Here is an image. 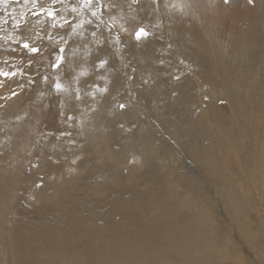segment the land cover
Masks as SVG:
<instances>
[{
    "label": "rangeland",
    "instance_id": "obj_1",
    "mask_svg": "<svg viewBox=\"0 0 264 264\" xmlns=\"http://www.w3.org/2000/svg\"><path fill=\"white\" fill-rule=\"evenodd\" d=\"M66 1L0 0V73L8 74H0V86L7 87L0 93V197H4L3 185L8 189L10 180L14 188L18 185L14 191L20 193L10 212L13 221L9 220L10 225L15 231L7 232L5 226L0 228V264H11V258L1 250L6 248L9 234H17L18 240L21 233L26 234L25 239L16 243L26 250V255H20L19 264H29L27 261L35 256L32 261L40 264L38 259L45 256L40 247L45 242L41 225H56L59 221L69 225L68 220L75 218V213L81 217L92 211L97 216L95 223L103 228V240L112 244L105 249L110 252L108 257L121 260L119 264H162L168 257L176 264H242V261L264 264V255H258L260 249L264 251L261 212L264 209V0H119L121 3L116 0L118 4L108 0L113 6L121 4L115 5L116 9L107 0ZM71 2L76 10L70 8ZM117 8L121 9L120 13ZM74 18L79 20L76 24ZM131 20L138 23L131 31L123 29L121 22L127 21L132 26ZM91 24L97 32L90 30ZM21 29L27 33L23 31V34ZM141 29L147 35L137 39ZM79 36L85 40L74 45L86 61L91 57L92 60L88 67L84 66L86 61L76 66V80L69 77V70L77 52H72L66 63L64 57L70 53V47L65 45L72 39L77 41ZM41 40L47 47L42 52L39 51L43 48ZM222 40L229 47L223 50L226 54L223 58L218 55ZM48 47L52 50H47ZM33 48L36 51H31ZM48 51L49 56L44 60L37 56ZM58 58L59 63H65L62 70L58 69ZM194 63L198 64L195 75L190 67ZM221 66H225L224 71ZM212 82L215 83L210 85ZM57 83L84 97L83 102L95 110L89 136H82L83 132L73 127L75 115L68 112V95L61 113L57 112L59 105L55 100L51 104L48 100L46 105L38 103L43 84H48L52 91ZM85 83L97 90L93 94L85 92ZM202 98L206 102L199 101L198 106L196 100ZM207 103L211 104L210 110L201 116ZM117 110L120 115L115 117ZM192 117H196L194 121ZM165 120L172 124L171 131L167 130ZM37 121L41 123L37 125ZM197 151H202L204 160ZM11 153L17 156L9 157ZM53 163L55 169L58 165H70L63 175L71 180L64 179L65 183L58 185L66 190L62 200L50 197L54 191L51 178L56 176L55 173L51 177L55 170ZM245 166L252 170L254 179ZM223 169L230 172L235 182L243 174L245 179L240 180L250 189L247 192L249 189L240 187L244 193L243 210L246 213L248 210L251 231L257 234L252 242L248 237L244 239L242 227L235 220L239 207L229 203L226 193L233 179L224 178ZM34 189L44 193V200ZM233 189L239 192L236 184ZM194 213L195 218L190 216ZM159 214L165 215V221L162 217L158 220L155 215ZM62 219L67 221L63 223ZM164 228L170 235L162 238L156 231ZM64 230L49 233L51 239H47L51 245L59 241L58 245L62 246L69 234L75 235L71 239L74 243L76 237H81ZM248 242L255 243L258 249ZM128 244L131 245L126 247ZM160 244H165L162 256L152 249ZM101 246L97 251L95 245L86 242L77 247L76 253L86 261L94 260L105 252ZM133 246L139 251L137 257L131 252V258L121 253ZM208 246L231 247L236 260L220 259L215 249L209 255L205 251ZM61 252L71 253L62 249ZM61 263L59 260L55 264Z\"/></svg>",
    "mask_w": 264,
    "mask_h": 264
},
{
    "label": "bare ground",
    "instance_id": "obj_2",
    "mask_svg": "<svg viewBox=\"0 0 264 264\" xmlns=\"http://www.w3.org/2000/svg\"><path fill=\"white\" fill-rule=\"evenodd\" d=\"M63 2H65V3H67V1L66 0H62ZM114 1H116V0H114ZM117 1H119V0H117ZM116 1V2H117ZM62 2V3H63ZM107 2H108V0H107ZM108 3H110V1L108 2ZM107 3V4H108ZM119 3H121L120 1H119ZM73 4H75V3H72L71 2V4H70V8H72V9H77L76 8V6H75V8H73ZM106 4V5H107ZM111 4V3H110ZM114 4V3H113ZM116 4H118V2L116 3ZM115 4V5H116ZM22 5V4H21ZM63 5V4H62ZM115 5L113 6L112 4H111V6L112 7H114L115 8ZM119 5H121V4H119ZM119 5H116L117 7H119ZM108 6V5H107ZM107 6H106V8H107ZM47 7H48V4H47ZM64 7V6H63ZM65 7H67V5H65ZM64 7V8H65ZM109 8H107L108 10H110V5L108 6ZM48 9V8H47ZM66 9H68V7L66 8ZM85 9V8H84ZM116 9V8H115ZM118 9V11H119V13L121 12V9L120 8H117ZM66 11V10H65ZM70 11H71V9H70ZM78 12V11H77ZM15 13V12H14ZM19 13V12H18ZM66 13L68 14V11H66ZM65 13V14H66ZM70 13V12H69ZM74 13V12H73ZM124 14V13H123ZM223 14V13H222ZM35 15V14H34ZM228 15V14H227ZM226 15V17H228ZM131 18H133V16H131ZM41 19V18H40ZM126 20L127 19H129V18H125ZM43 20V19H42ZM72 20H73V18H72ZM77 21H79L78 19H76V18H74V23L76 24L77 23ZM86 21V20H85ZM72 22V21H71ZM118 22H120V21H118ZM131 22L133 23V25L131 26V24L130 23H128L127 21H123V22H121L122 24V28L123 27H126L127 28V30H129V31H131L132 29H133V27H134V24H137L138 23V21H136L135 22V20H131ZM87 23H88V21H87ZM20 24V23H19ZM81 24V23H80ZM21 25V24H20ZM24 25V24H23ZM23 25L21 26V27H23ZM191 25V24H190ZM25 26V25H24ZM46 26V25H45ZM89 27V26H88ZM25 28V27H24ZM49 28V27H48ZM83 29H86V28H83ZM82 29V30H83ZM124 29V28H123ZM22 30V29H21ZM26 30H27V28H26ZM30 30V29H29ZM43 30V29H42ZM80 30V29H79ZM90 30H92V31H96L95 30V27H94V25L93 24H91V29ZM90 30H89V33H90ZM25 32V29L24 30H22V32ZM49 31V30H48ZM85 31H87V30H85ZM124 31V30H123ZM17 32V31H16ZM24 32H23V34H24ZM29 32H31V30L29 31ZM97 32V31H96ZM25 33H27V32H25ZM28 35V34H27ZM82 35H84V34H82ZM86 35V34H85ZM84 35V36H85ZM22 36V35H21ZM26 36V35H25ZM30 36V34L28 35V37ZM37 36V35H36ZM48 36V35H47ZM52 36H53V38H54V35H51V38H52ZM87 36V35H86ZM49 37H50V35H49ZM48 37V38H49ZM73 37V36H72ZM88 37V36H87ZM74 38V37H73ZM43 39V38H42ZM131 39V38H130ZM209 39L211 40L212 39V37L210 38L209 37ZM10 40V39H9ZM8 40V41H9ZM23 40V39H22ZM50 40V39H49ZM85 40V38L84 37H80L79 36V38L77 39V41L75 40L74 41V39H72V40H70V43H68V44H70L69 46H68V44L67 45H65V47H70V53L67 51V49L66 50H64V51H67V53H69L68 54V56L67 57H64V59L66 60L65 61V63L67 62V59L71 56V54H72V52L73 53H75V52H77V59L74 61V63L72 64V66H71V68H70V70H69V77H71V78H76V80H77V76H78V74H77V65L79 64H84V62L86 61V59H85V56L84 55H82L83 53H81V55H80V52H79V48L77 49V45L75 46L74 45V42H78V43H82L83 41ZM34 41V40H33ZM37 41V40H36ZM45 41H46V39H45ZM53 41H55V40H53ZM214 41H216L215 39H213V40H211V42H214ZM224 41L225 40H222V43H221V45H220V47L218 48V55H221V58H223L225 55H224V53H223V50L224 49H228L229 47H227V45L224 43ZM25 42V41H24ZM92 42V41H91ZM30 43H31V41H30ZM36 43V42H35ZM35 43H34V46H35ZM41 43L43 44H41L42 45V49H39V51H45L44 49L45 48H47V47H45V45L46 44H44V42H43V40H41ZM50 43H52V42H50ZM49 43V44H50ZM78 43H76V44H78ZM87 43H89V42H87ZM195 43V42H194ZM215 43V42H214ZM38 44L40 45V43L38 42ZM53 44V43H52ZM60 44V43H59ZM66 44V43H65ZM15 45V44H14ZM33 45V44H32ZM80 45V44H79ZM191 45V44H190ZM219 45V44H218ZM196 46V45H195ZM31 47H33V46H31ZM36 47V46H35ZM53 47V46H52ZM27 48V47H26ZM51 48V47H50ZM49 47H48V49L47 50H52V49H50ZM86 48V47H85ZM10 49H11V47H10ZM13 49V48H12ZM14 50V49H13ZM46 50V51H47ZM148 50V49H147ZM18 51V50H17ZM30 51V50H29ZM57 51V50H56ZM55 51V52H56ZM151 51V50H150ZM182 52V51H181ZM29 53V52H28ZM48 53H50L49 51L45 54V55H42L41 53H37V56H40L43 60H44V58H46L47 57V54ZM30 54H31V52H30ZM65 54V56H66V53H64ZM86 55V54H85ZM6 56V55H5ZM31 56V55H30ZM48 56H49V54H48ZM36 57V56H35ZM182 57V56H181ZM51 58V57H50ZM49 58V59H50ZM205 58V55H203V58L202 59H204ZM6 59H7V57H6ZM42 59H41V62H42ZM54 59V58H53ZM53 59H52V62H53ZM63 59V60H64ZM201 59V60H202ZM25 60H26V58H25ZM39 60V59H38ZM91 60H92V57H91V59L90 60H88V61H86V63L84 64V66L85 67H88V65L89 64H91ZM206 60V59H205ZM34 61V60H33ZM32 61V62H33ZM46 61V60H45ZM45 61H43L44 63H45ZM137 61V60H136ZM31 62V61H30ZM40 62V61H39ZM62 62V61H61ZM61 62L59 63V70H62V68H63V66L65 65V63H63V64H61ZM53 64V63H52ZM61 64V65H60ZM51 65V64H50ZM195 65H198V64H196V63H194L193 65H191L190 67H191V69L193 70V72H192V74L193 75H195V74H197L198 72L196 71V69H197V67L198 66H195ZM15 65H13V67H14ZM74 66V67H73ZM24 67V66H23ZM37 67H38V64H37ZM53 67V66H52ZM224 67L225 66H221V68L223 69V71H224ZM25 68V67H24ZM50 68H51V66H50ZM82 68V67H81ZM36 69V68H35ZM52 69V68H51ZM20 70V69H19ZM15 72H16V70H14ZM26 71H27V69H26ZM74 71V73H72ZM81 71V70H80ZM46 72V71H45ZM48 72V71H47ZM51 72V71H50ZM17 73V72H16ZM52 73V72H51ZM24 74V73H23ZM62 74V72H60V75ZM66 74V73H65ZM224 75H225V72H224ZM58 76V75H57ZM62 76V75H61ZM65 76V75H64ZM115 77V76H114ZM122 77V76H121ZM120 77V78H121ZM38 78V77H37ZM45 78H46V75H45ZM56 78V77H55ZM59 79H61V78H59ZM217 79V78H216ZM215 79V80H216ZM54 80V79H53ZM56 80V79H55ZM58 80V79H57ZM80 81H81V79H79ZM198 80V79H197ZM49 81V80H48ZM83 81V80H82ZM85 81V80H84ZM190 81V80H189ZM45 82V81H44ZM54 82V81H53ZM56 82V81H55ZM64 82H66V80L64 79ZM197 82V81H196ZM199 82H200V80H199ZM216 82V81H215ZM215 82H212V83H210V85L211 84H214ZM16 83H17V81H16ZM24 83V82H23ZM48 83V82H47ZM62 83V82H61ZM81 83V82H80ZM202 83V82H201ZM53 84V83H52ZM60 84V83H59ZM101 84H103V82H101ZM106 84V83H105ZM223 84L225 85V90L227 91V95L229 94V92H228V86L226 85V82L223 80ZM46 85H48V84H46ZM45 84H43V87H42V92L39 90V92H41V98L39 99L38 98V103H40L41 105H43V104H48L47 103V101L49 100V103H50V101H52V100H55L56 102H57V105H59V108H56L57 109V112L59 111L60 113L62 112V110L61 109H63V107H64V102L66 101V97H67V95H68V97H67V101H68V105H69V111L68 112H71L72 114H74L75 115V117H74V121H73V127H77L81 132H83L82 134V136H84V135H86V137L87 136H89L90 135V133L93 131V129H91L90 128V122H91V120L92 121H94L95 120V118H94V114H93V111H95V110H93L92 109V107H90L89 105H87V102H83V101H86L85 100V98L84 97H80V96H78L77 94H76V92L74 91V90H72V89H68V90H66L65 88H61V90H57V88H56V85H53V90L52 91H55V92H57V94L56 93H53L52 91H50V87L48 88V86H46ZM65 85H67V83H65ZM107 85V84H106ZM6 86V85H5ZM83 86V85H82ZM37 87H38V85H37ZM65 87H68V85L67 86H65ZM213 87H216L215 85L213 86ZM13 88V87H12ZM70 88V87H69ZM83 88L84 89H86L85 90V92L88 90V91H90V93L91 94H93L97 89H92L91 87H87V84L85 83L84 84V86H83ZM101 88V87H100ZM108 88H109V86H108ZM111 88H113V86L111 87ZM5 89H7V87H1L0 86V93L1 92H3ZM110 89V88H109ZM123 89H125V86H124V88ZM107 90V89H106ZM139 90H140V88H139ZM144 89H142V91H143ZM216 90V89H215ZM215 90H214V92H215ZM69 91H71L70 93H71V95H70V93H69ZM127 91V90H126ZM19 93V92H18ZM7 94V93H6ZM26 97V96H25ZM33 97V96H32ZM224 98H225V96H223ZM24 98V97H23ZM33 98H35V97H33ZM82 98V99H81ZM215 98V97H214ZM214 98L213 99H211L210 101H213L214 100ZM11 99V98H10ZM33 100V99H32ZM116 100V99H115ZM54 101V102H55ZM114 101V100H113ZM112 101V102H113ZM197 101V105L198 106H200V104H199V101L201 102V101H204V102H206L203 98L201 99V100H196ZM12 102V101H11ZM115 102V101H114ZM186 102V101H185ZM18 103V102H17ZM118 103V102H117ZM193 103V102H192ZM195 103V102H194ZM51 104V103H50ZM86 104V105H85ZM111 104V103H110ZM230 104V103H229ZM40 105V106H41ZM154 105H156V103H154ZM187 105V104H186ZM110 106V105H109ZM112 106V105H111ZM210 106H211V104L209 103H207V105H206V107L204 108V113H203V115H201V116H204L206 113H208V111L210 110ZM20 107V106H19ZM39 107V106H38ZM61 108V109H60ZM111 108V107H110ZM155 108V107H154ZM112 109H113V106H112ZM156 109V108H155ZM21 110H24V109H21ZM202 111V110H201ZM21 112V111H20ZM122 112L123 111H121V116H123V114H122ZM117 113H118V110H117ZM125 113V112H124ZM192 113H193V111H192ZM125 114H127V113H125ZM116 115L117 116H119L120 114L118 113V114H115L114 116L116 117ZM131 116V115H130ZM130 116H128V117H130ZM124 117V116H123ZM223 117V116H222ZM125 118V117H124ZM134 118V117H133ZM194 117H192V121H194V119L196 118H194ZM224 118V117H223ZM166 119V118H165ZM102 120H104V118H102ZM180 120V119H179ZM13 121V120H12ZM15 121V120H14ZM17 121V120H16ZM130 121H132V116H131V120H129V122ZM166 121V124L167 125H165L166 126V128H168L167 130L168 131H171V129L173 128V126H172V124L170 125V122H168L167 120H165ZM181 121V120H180ZM226 121V120H225ZM133 122H134V120H133ZM196 122V121H195ZM23 123V122H22ZM38 123V124H37ZM37 125H39L41 122L40 121H37ZM48 123H49V121H48ZM162 123H163V121H162ZM164 124V123H163ZM261 124H262V122H261ZM19 125V124H18ZM187 125V124H186ZM197 125V124H196ZM9 126V125H8ZM17 125H16V123H15V127H16ZM263 127V126H262ZM20 128H21V126H20ZM25 128V127H24ZM13 129L14 130H16L14 127H13ZM13 129H11V130H13ZM98 130V129H97ZM201 129L199 128V130L198 131H200ZM18 131V130H17ZM16 131V132H17ZM120 131V130H119ZM94 132H95V130H94ZM201 132V131H200ZM6 133V132H5ZM98 133V132H97ZM199 133V132H198ZM22 134V133H21ZM89 134V135H88ZM12 135H14V134H12ZM103 135V134H102ZM140 135H143V134H140ZM139 135V137L141 138V136ZM3 136V135H2ZM4 136H5V134H4ZM31 136V135H30ZM7 137V136H6ZM200 137V136H199ZM18 138V137H17ZM31 138H33V137H31ZM31 138H29L30 140H32ZM78 138V137H77ZM80 138V137H79ZM78 138V139H79ZM82 138V137H81ZM144 138V137H143ZM7 139V138H6ZM11 139H13V138H11ZM22 139V138H21ZM20 139V140H21ZM83 139V138H82ZM82 139H80V140H82ZM84 139H85V137H84ZM138 139V138H137ZM17 140V139H16ZM28 140V139H27ZM80 140H78V141H80ZM133 140V139H132ZM136 140V139H135ZM142 140V139H141ZM145 140V138L143 139V141ZM190 140V139H189ZM9 141V140H8ZM25 141H26V139H25ZM29 141V140H28ZM128 141V140H127ZM13 142V141H12ZM137 142V141H136ZM6 143H8V142H6ZM22 143H23V141H22ZM26 144H27V141L25 142ZM31 143V142H30ZM33 143V142H32ZM56 143V142H55ZM62 143V142H61ZM201 143V142H200ZM12 144V143H11ZM14 144V147L16 148V146H15V143H13ZM46 144V143H45ZM202 144V143H201ZM28 145V144H27ZM57 145V144H56ZM61 145V144H60ZM63 145V144H62ZM89 145H90V142H89ZM103 145V144H102ZM42 146V145H41ZM59 146V145H58ZM68 146V145H67ZM101 146V145H100ZM99 146V147H100ZM148 146H150V145H148ZM7 147H9V146H7ZM7 147H4V148H7ZM24 147V146H23ZM32 147V146H31ZM146 147V146H145ZM52 148H54V147H52ZM102 148H104V146L102 147ZM102 148H101V150H102ZM3 149V148H2ZM64 149H66V147L64 148ZM74 149V148H73ZM94 149H95V147H94ZM93 149V150H94ZM148 149H152V146H150V147H148ZM197 149V148H196ZM8 150V149H7ZM59 150V149H58ZM97 150V149H96ZM3 151V150H2ZM95 151V150H94ZM93 151V152H94ZM22 152V151H21ZM43 152H45V151H43ZM52 152V151H51ZM198 153V155H200L202 158H203V160H204V156H203V154H201L200 152H202V151H197ZM264 152V151H263ZM26 153H28V152H26ZM56 153H58V151L56 152ZM91 153V152H90ZM98 153H100L99 151H98ZM97 153V154H98ZM258 153V152H257ZM6 154V153H5ZM95 155V153H91V155ZM101 154H103V153H101ZM12 153L11 154H9V157H12ZM27 155V154H26ZM25 155V153H24V156H26ZM38 155V154H37ZM67 155V154H66ZM87 155V154H86ZM85 154H84V157L86 156ZM17 155H13V157H16ZM21 156H23V152H22V155ZM21 156H19V157H21ZM68 156H70L69 154H68ZM82 156V155H81ZM264 156V155H263ZM12 157V158H13ZM83 157V156H82ZM94 158V157H93ZM110 158V157H109ZM4 159V158H3ZM9 159V158H8ZM70 159V158H69ZM4 161V160H3ZM13 161V160H12ZM76 161H78L77 159H76ZM76 161H73V162H76ZM200 162H201V164H204L201 160H199ZM237 161V160H236ZM264 161V160H263ZM21 161H19V163H20ZM102 162V161H101ZM13 163V162H12ZM63 163V162H62ZM58 164V163H57ZM56 164V165H57ZM70 164V163H69ZM77 164H79L78 162H77ZM249 164V163H248ZM12 165V164H11ZM103 165V164H102ZM231 165V164H230ZM70 166V165H69ZM68 165H67V167H66V164L64 165V166H62V165H58V166H56V169H55V163H53V167H54V171H53V173H52V175H51V177H54L53 175L55 174L56 176L52 179L51 178V183H52V185H51V187H52V189L54 188V191L52 192V194H51V198L52 199H54V200H56V199H59V198H61L63 195L65 196V191L66 190H62L61 188H60V186H58V185H60L59 183H65V181H64V179H66L65 177H64V170H67L68 171V167H69ZM72 166H73V164H72ZM250 166V165H249ZM16 167V166H15ZM74 167V166H73ZM76 167V166H75ZM95 167V166H94ZM246 167V170H248V173L253 177V179H254V174H253V172H252V170L250 169V168H248L247 166H245ZM7 168V167H6ZM49 168V167H48ZM232 168V167H231ZM253 168V167H252ZM2 169V168H1ZM19 169V168H18ZM70 169H71V167H70ZM78 169V168H77ZM84 169V168H83ZM254 170H256V167H254L253 168ZM259 169V168H258ZM73 170V169H72ZM88 170V169H87ZM212 169H209V170H207V171H211ZM18 171V170H17ZM223 173H225V174H223L222 173V175L224 176V178L227 176V177H230V179L232 180L233 178H232V176L230 175V172L229 171H227V170H225V169H223ZM50 172V171H49ZM66 172V171H65ZM1 173V172H0ZM15 173V172H14ZM48 173V172H47ZM73 173H76V171H74ZM9 174H10V172H9ZM76 175V174H75ZM83 175V174H82ZM136 175V174H135ZM168 175V174H167ZM73 176V175H72ZM77 176V175H76ZM12 177V176H11ZM19 176L17 175V178H18ZM48 177V176H47ZM238 177V176H237ZM49 178V177H48ZM56 178H59L57 181H56ZM93 178V177H92ZM130 178V177H129ZM241 178H244V176H243V174L240 176V177H238V180L235 182L234 181V179H233V181L231 182V184L229 185V187L227 186V190H226V193H227V195H228V200H229V203H232V204H235V206L236 207H239V212H238V214L237 215H234V217H235V220L236 221H238L239 222V226H241L242 227V231H240L241 232V234L242 235H244V239H245V237H248V239L251 241V240H253V239H255V237H257V234L256 233H254V232H252L251 231V228H250V225H252L251 223V221L249 220V214H248V210H247V213H246V209H244L243 210V195H244V193L242 192V189L240 188L241 186H244V188L246 189H249L248 188V186L246 185V182H244V180H240ZM5 179H7V178H5ZM8 179H9V177H8ZM15 178H13V180H14ZM72 179H74V178H72ZM245 179V178H244ZM10 180V179H9ZM8 180V181H9ZM49 180V179H48ZM53 180H55L54 182H53ZM66 180H71V178H67ZM224 179H222V181H223ZM16 181V180H15ZM18 181V180H17ZM68 181V182H69ZM74 181H75V179H74ZM228 181V180H227ZM158 182H160V181H158ZM6 183V182H5ZM17 183V182H16ZM15 183V184H16ZM41 183V182H40ZM47 183H48V181H47ZM56 184V185H54V184ZM131 183V182H130ZM219 183V182H218ZM8 184H9V187H10V189H9V187H8V189H5L6 188V184H4L5 185V188H4V185H3V187H2V190H3V195H4V197L2 196V197H0V228H2L3 226H5L7 229V232H9V231H15V228L13 227V226H11L10 225V221L11 222H13L12 220H10V212L13 210L12 209V203L14 204V202H15V200L16 199H18L19 197H20V193L19 192H17V191H14V189L16 188V186H18V185H16L15 186V188H14V184L12 183L11 184V180H10V182H8ZM18 184V183H17ZM48 184H50V183H48ZM149 184V183H148ZM159 184V183H158ZM157 184V185H158ZM223 184V183H222ZM236 184V186H238L239 187V192L237 193V191H235L233 188H234V185ZM47 185V184H46ZM162 185V184H161ZM160 185V186H161ZM221 185V184H220ZM225 184H223V186H224ZM255 185V181L253 180V186ZM20 186V185H19ZM62 186V185H61ZM159 186V187H160ZM164 186V185H163ZM222 186V185H221ZM222 186V187H223ZM47 187H48V185H47ZM12 188V189H11ZM158 188V187H157ZM160 189V188H159ZM225 189V188H224ZM0 190H1V188H0ZM15 190H18V189H15ZM19 190H20V187H19ZM35 190V189H34ZM155 190V189H154ZM159 191V190H158ZM1 192V191H0ZM42 191L41 190H35V192L34 193H38V197L40 196V197H43V200H44V193H41ZM247 192H250V189H249V191H247ZM46 193V192H45ZM162 193H164V192H162ZM162 193H161V195H162ZM225 193V194H226ZM32 194L33 193H31L30 195H29V197L31 198L32 197ZM48 194V193H47ZM47 194H45V195H47ZM35 197V196H34ZM154 197H155V195H154ZM48 198V197H47ZM100 198V197H99ZM40 200V199H39ZM61 200H62V198H61ZM125 200V199H124ZM48 201V200H47ZM259 199L256 201V204L258 205L259 204ZM31 202H32V198H31ZM151 202V201H150ZM37 203V202H36ZM44 203V202H43ZM155 203V202H154ZM157 203V202H156ZM228 203V204H229ZM158 205V204H157ZM188 205V204H187ZM196 205V204H195ZM122 206V205H121ZM136 206V205H135ZM144 206H146V205H144ZM156 206V205H155ZM159 206V205H158ZM259 206V205H258ZM133 207V206H132ZM188 206H186L185 208H187ZM25 209V208H24ZM188 209V208H187ZM198 209V208H197ZM260 209V208H259ZM70 210H72V209H70ZM195 210H196V208H195ZM140 211V210H139ZM14 212V211H13ZM93 212V211H92ZM84 213V214H86V215H81V217L80 216H77L76 215V213H75V218H72L71 220L69 219L68 221L69 222H71L69 225H66V224H60L59 222H57L56 223V225H52V223L49 225H43L42 223V225H41V229L43 230V234L42 235H44V237H43V239L45 240V242L43 241V242H41L42 244H41V251L43 250V254L45 255L44 256V258H39L38 260H39V263L40 264H55L57 261H61L62 263L61 264H88V263H93V264H119V263H121V260H120V262H118V260H114V259H112L111 257H108L109 255H110V252L108 253L107 251H105V249H109V246H112V244L110 243V242H105L103 239H104V235L102 234L103 233V228L102 227H100L97 223H95V217H97V216H95V215H93V213ZM256 212L260 215V217H262V214H260L259 213V210H256ZM261 212L264 214V209L263 210H261ZM131 213V212H130ZM71 214V213H70ZM95 214V213H94ZM138 215H139V213H138ZM193 214H191L190 216L191 217H194L195 216V213H194V215L192 216ZM239 215V216H238ZM154 216V215H153ZM157 218H158V220L161 218V219H163V217H165V215L164 216H161V214H159L158 216L157 215H155ZM16 217V216H15ZM196 217V216H195ZM194 217V218H195ZM69 218V217H68ZM90 219L91 218V220L92 221H89L88 219ZM142 218V217H141ZM83 219H87V220H83ZM98 219H99V217H98ZM122 219V218H121ZM131 219V218H130ZM136 219H138V218H136ZM197 219V218H196ZM10 220V221H9ZM57 220V219H56ZM64 220V221H63ZM164 221H165V218L163 219ZM198 220V219H197ZM199 220L200 221H202V219L201 218H199ZM67 220H65V219H62V221L61 222H63V223H65ZM89 223H88V222ZM24 222V221H23ZM48 222V221H47ZM197 222V221H196ZM203 222H204V220H203ZM45 223V222H44ZM141 223V222H140ZM161 223V222H160ZM198 223V222H197ZM55 224V223H54ZM202 224V223H201ZM189 225V224H188ZM8 226V227H7ZM147 226V225H146ZM32 227V226H31ZM40 227V226H39ZM141 227H143V226H141ZM164 227H165V225H164ZM190 227V226H189ZM26 228V227H25ZM44 228V229H43ZM70 230H69V229ZM97 228H102V229H100V231L97 229ZM148 228V227H147ZM146 228V229H147ZM66 230V231H70V232H75V234H80L81 235V237H76L75 238V243L71 240L73 237H75V235L73 236V235H71V234H69L68 235V239H66L67 241H63V239L62 240H60V241H63L62 242V246H60V245H58V242H57V244L55 245V244H53V245H51L50 244V242L48 241V239H47V237H49V239H51V235H49V233H53L54 231L55 232H57V233H59V231L60 230ZM80 229L82 230V231H80ZM133 229V228H132ZM258 229V228H257ZM24 230V229H23ZM33 230V229H32ZM64 230V231H65ZM106 230H108V229H106ZM125 230V229H124ZM158 230V229H157ZM259 230V229H258ZM258 230H257V232H258ZM21 231V230H20ZM39 231V230H38ZM65 231V232H66ZM137 231V230H136ZM143 231V230H142ZM146 231V230H145ZM152 231H153V229H152ZM64 232V233H65ZM140 232H141V230H140ZM144 232V231H143ZM156 232H159L160 234H161V236H162V238H164V237H167V236H169L170 235V233H167L166 232V230H165V228L164 229H162L161 231H156ZM155 232V233H156ZM260 232V231H259ZM258 232V233H259ZM32 233V232H31ZM125 233V232H124ZM149 233V232H148ZM261 233V232H260ZM153 234V233H152ZM55 235V234H54ZM146 235V234H145ZM144 235V236H145ZM154 236H156V234H153ZM261 235V234H260ZM60 236H61V233H60ZM66 236V235H65ZM77 236V235H76ZM103 236V237H102ZM158 236H159V234H158ZM25 237H26V234L25 233H21V240H23V239H25ZM141 237V236H140ZM156 238V237H155ZM158 238V237H157ZM156 238V239H157ZM47 239V240H46ZM147 239V238H146ZM173 239H175V238H173ZM21 240H18V237H17V234H9V242L7 243V245H6V248H2L1 250L3 251V253H4V255L5 256H9L10 258H11V264H19L18 263V260H19V258H20V255L21 254H24V255H26L24 252H26V250H23L20 246H18L16 243H19V241H21ZM57 241V239H54V241ZM74 240V239H73ZM100 240H103V241H100ZM106 240V239H105ZM17 241V242H16ZM219 241V240H218ZM83 242V243H82ZM86 242H89V244L91 243L93 246L95 245L96 247H97V251H98V249L100 248H98V246H100L101 244H102V246H101V248H103V250L105 251V252H102V255L100 254L99 256H95L94 257V260L92 259V260H88V261H86L85 260V257H80V255H78L77 253H76V250H77V247H80V244H82V245H85L86 244ZM112 242V241H111ZM134 241H132L131 243H133ZM160 243H161V239H160V241H159ZM252 242V241H251ZM85 243V244H84ZM150 244V243H149ZM159 244V243H158ZM167 244H169V243H167ZM248 244H250V245H252L253 244V246H254V244L255 243H249L248 242ZM259 244V243H258ZM103 245H106L105 247H103ZM131 244H128L126 247H128V246H130ZM165 245V244H164ZM164 245L163 244H160L159 246H155V247H153L152 246V249L153 250H155L156 249V251L157 252H159V254L162 256V255H164V253H165V251H164ZM195 245V244H194ZM197 245L198 244H196V247H197ZM212 245V244H211ZM215 245V244H214ZM205 246H206V244H205ZM213 246V245H212ZM212 246H208V247H206V253L207 254H209V255H211L210 254V252H211V250L212 249H215L217 252H218V257L220 258V259H224V260H228L229 262H231L232 260H234L235 259V254L234 253H231V247H220V248H214V247H212ZM58 247H59V250H58ZM88 247V246H87ZM173 248H174V246H172ZM195 247V248H196ZM73 248L75 249V251H73ZM85 248V247H84ZM83 248V249H84ZM150 248V247H149ZM155 248V249H154ZM254 248H256V249H258V247H256V246H254ZM40 249V248H39ZM61 249L62 250H69L71 253L70 254H68V255H64L65 254V252H64V254L61 252ZM93 249V248H92ZM96 249V248H95ZM135 249V250H134ZM177 249V248H176ZM191 249V248H190ZM194 250V249H193ZM200 249H198V251H199ZM40 251V252H41ZM80 251V250H79ZM110 251V250H109ZM119 251V250H118ZM155 251V252H156ZM192 251V250H191ZM194 251H197V248H196V250H194ZM93 252V251H92ZM129 252H131V253H133V255L135 256V257H137L138 255H139V251L137 250V248L136 247H132V248H130V249H128V250H125V251H122L121 253H124V254H127L128 256H129V258H131V254L129 253ZM193 252V251H192ZM191 252V253H192ZM204 252V251H203ZM29 253V252H28ZM41 253V254H42ZM87 253H88V251H87ZM199 253V252H198ZM201 253V252H200ZM214 253V252H213ZM30 254V253H29ZM38 254V253H37ZM57 255V257H59V258H57L56 257V255ZM67 254V253H66ZM153 254V253H152ZM40 255V254H39ZM62 255H64V257H62ZM190 255V254H189ZM259 256H262V255H264V251L262 250V249H260V253L258 254ZM22 256V255H21ZM32 256H33V254H32ZM186 256V255H185ZM39 257V256H38ZM187 257V256H186ZM191 257L192 256H190V258H189V260L191 259ZM204 257V256H203ZM207 257V256H206ZM214 257V256H213ZM37 257L35 256V257H32V259H31V261L33 260V259H36ZM101 258H103L102 260H98V259H101ZM154 258V257H153ZM208 258V257H207ZM25 259V258H24ZM172 259L173 258H170V257H168L167 259H165V260H163V263L162 264H176V263H173V261H172ZM204 259H205V257H204ZM214 259H215V257H214ZM242 259V258H241ZM241 259H239V260H241ZM206 260V259H205ZM236 260V259H235ZM20 261V260H19ZM27 261L29 264H32V262L34 261ZM221 261V260H220ZM37 262V261H36ZM192 262V261H191ZM233 262V261H232ZM235 262V261H234ZM237 262V261H236ZM34 263V262H33ZM38 263V262H37ZM194 263V262H193ZM201 264H203L202 262H200ZM205 263V262H204ZM27 264V263H26ZM35 264V263H34ZM125 264H127V263H125ZM207 264V263H206ZM239 264V263H238ZM242 264H246L244 261H242Z\"/></svg>",
    "mask_w": 264,
    "mask_h": 264
},
{
    "label": "snow or ice",
    "instance_id": "obj_3",
    "mask_svg": "<svg viewBox=\"0 0 264 264\" xmlns=\"http://www.w3.org/2000/svg\"><path fill=\"white\" fill-rule=\"evenodd\" d=\"M136 35H137V39H140L142 36H146L147 33H145L143 29H141L140 31L137 32ZM25 47H28V45H25ZM31 51H36V49L33 48V49H31ZM61 51H63V50H61ZM57 63H59V58H58V62ZM0 74L8 75L7 73H0ZM56 88H57L58 91L61 90V88H62L61 84L57 83L56 84Z\"/></svg>",
    "mask_w": 264,
    "mask_h": 264
}]
</instances>
